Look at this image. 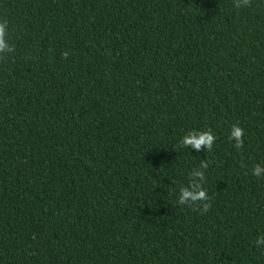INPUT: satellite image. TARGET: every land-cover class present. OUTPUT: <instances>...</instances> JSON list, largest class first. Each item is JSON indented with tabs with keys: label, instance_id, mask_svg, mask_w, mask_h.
<instances>
[{
	"label": "trees",
	"instance_id": "1",
	"mask_svg": "<svg viewBox=\"0 0 264 264\" xmlns=\"http://www.w3.org/2000/svg\"><path fill=\"white\" fill-rule=\"evenodd\" d=\"M4 20L0 264H264V0H0Z\"/></svg>",
	"mask_w": 264,
	"mask_h": 264
},
{
	"label": "clouds",
	"instance_id": "2",
	"mask_svg": "<svg viewBox=\"0 0 264 264\" xmlns=\"http://www.w3.org/2000/svg\"><path fill=\"white\" fill-rule=\"evenodd\" d=\"M243 6H249L251 3V0H242ZM234 6L237 8L241 7V4L234 3ZM7 29V21H0V53H3L4 51H13L11 47L6 43L5 41V34ZM63 55L66 57L67 52L63 53ZM243 129L239 125H233L230 130V139L235 140V146L237 148H240L243 143ZM216 137L211 133V129L201 131L198 135L197 134H189L182 138V144L184 146L191 145L197 149L201 147V145L206 146L208 150H211L212 145L215 141ZM204 167H207V162H204ZM261 167L259 164L255 165L252 169L253 175L260 177L261 175ZM195 176L200 177L201 180L204 179V174L200 171H196L194 173ZM208 195L206 190L201 187L199 184L193 185L191 188H183L181 189L179 200L178 202L180 204H194L198 208L200 207L199 202L201 201H207ZM209 205L207 203L203 204V208L207 209ZM255 244L259 246L260 244H264V235L258 236L255 240Z\"/></svg>",
	"mask_w": 264,
	"mask_h": 264
}]
</instances>
